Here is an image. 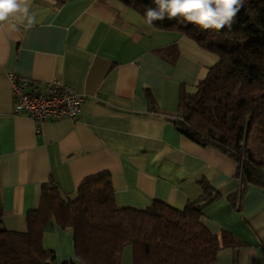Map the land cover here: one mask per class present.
Wrapping results in <instances>:
<instances>
[{
  "label": "crops",
  "instance_id": "obj_1",
  "mask_svg": "<svg viewBox=\"0 0 264 264\" xmlns=\"http://www.w3.org/2000/svg\"><path fill=\"white\" fill-rule=\"evenodd\" d=\"M30 12L32 26L0 27L3 227L26 232L49 181L74 199L84 183L108 176L119 208L144 210L153 201L183 209L205 180L219 196L202 222L224 237L213 264H264V190L243 189L237 162L190 140L172 120L181 93L195 92L215 65L212 53L179 30L147 25L119 0H30ZM169 49L177 51L173 60ZM11 75L62 80L88 97L81 116L46 122L39 132L14 112ZM43 247L55 264H81L70 229L53 224ZM121 264H134L131 246Z\"/></svg>",
  "mask_w": 264,
  "mask_h": 264
},
{
  "label": "trees",
  "instance_id": "obj_2",
  "mask_svg": "<svg viewBox=\"0 0 264 264\" xmlns=\"http://www.w3.org/2000/svg\"><path fill=\"white\" fill-rule=\"evenodd\" d=\"M119 1L142 16L156 7L154 0ZM154 26L179 30L219 58L195 92L181 93L179 111L172 117L175 127L237 162L243 189L255 185L264 190V0L245 4L231 28L218 33L222 42L176 19L155 21ZM168 51L172 60L177 57V51ZM147 96L152 103L149 92ZM200 185L202 195L183 209L153 201L138 210L117 206L108 176L84 183L74 199L63 197L49 181L42 186L39 208L27 214L26 232L3 227L0 195V264H55V253L43 247L53 224L72 231L75 259L81 264H121L127 246L133 248L134 264H213L224 237L212 234L202 218L204 207L219 195L207 181Z\"/></svg>",
  "mask_w": 264,
  "mask_h": 264
},
{
  "label": "clouds",
  "instance_id": "obj_3",
  "mask_svg": "<svg viewBox=\"0 0 264 264\" xmlns=\"http://www.w3.org/2000/svg\"><path fill=\"white\" fill-rule=\"evenodd\" d=\"M154 3L156 7L147 8L143 15L149 26L167 18L215 33L230 29L244 7V0H154ZM34 23L30 0H0V27L15 28L17 24L30 27Z\"/></svg>",
  "mask_w": 264,
  "mask_h": 264
},
{
  "label": "built area",
  "instance_id": "obj_4",
  "mask_svg": "<svg viewBox=\"0 0 264 264\" xmlns=\"http://www.w3.org/2000/svg\"><path fill=\"white\" fill-rule=\"evenodd\" d=\"M14 112L40 127L49 121H76L88 100L60 79L42 83L38 80L11 75Z\"/></svg>",
  "mask_w": 264,
  "mask_h": 264
},
{
  "label": "rangeland",
  "instance_id": "obj_5",
  "mask_svg": "<svg viewBox=\"0 0 264 264\" xmlns=\"http://www.w3.org/2000/svg\"><path fill=\"white\" fill-rule=\"evenodd\" d=\"M249 2V0H244V5L245 4H247ZM189 25H192V24H189ZM195 29H196V31H197V33L199 34V35H201V36H208L209 38H212L213 40H215L216 42H222L220 39H222V37H220V36H218V33H215V32H211V31H202V30H200L198 27H196L195 26ZM221 36L223 35V34H220ZM224 37V41L226 40V39H228V35H223ZM223 41V42H224ZM211 53V52H210ZM212 55H213V57H214V64L216 65L218 62H219V58H218V56L217 55H215V54H213L212 53ZM253 146H258V144H253Z\"/></svg>",
  "mask_w": 264,
  "mask_h": 264
}]
</instances>
